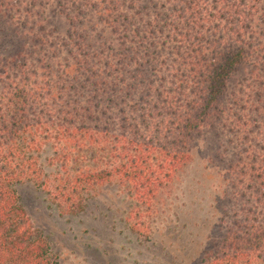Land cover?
Segmentation results:
<instances>
[{"label": "trees", "instance_id": "trees-1", "mask_svg": "<svg viewBox=\"0 0 264 264\" xmlns=\"http://www.w3.org/2000/svg\"><path fill=\"white\" fill-rule=\"evenodd\" d=\"M0 14L29 39L0 58V264H61L19 184L63 214L105 184L150 204L206 135L226 203L202 263L264 264V0H0Z\"/></svg>", "mask_w": 264, "mask_h": 264}, {"label": "rangeland", "instance_id": "rangeland-1", "mask_svg": "<svg viewBox=\"0 0 264 264\" xmlns=\"http://www.w3.org/2000/svg\"><path fill=\"white\" fill-rule=\"evenodd\" d=\"M45 25L60 35L68 29L54 12L46 14ZM17 27L0 14V58L15 56L28 42ZM218 151L215 136L197 138L190 161L150 204H138L127 190L105 184L86 194L83 211L63 214L33 182L19 184L17 191L61 264H203L221 236L226 203Z\"/></svg>", "mask_w": 264, "mask_h": 264}]
</instances>
